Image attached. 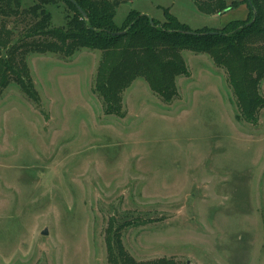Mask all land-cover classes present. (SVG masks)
Wrapping results in <instances>:
<instances>
[{"label": "rangeland", "instance_id": "obj_1", "mask_svg": "<svg viewBox=\"0 0 264 264\" xmlns=\"http://www.w3.org/2000/svg\"><path fill=\"white\" fill-rule=\"evenodd\" d=\"M107 1L118 27L131 11L192 32L247 14L244 4L206 16L192 0ZM49 10L62 27L64 3ZM182 56L189 76L174 101L136 79L118 117L93 92L101 54L28 57L37 101L14 84L0 94V264H107L109 219L132 223L121 241L139 262L264 264V109L257 126L239 121L225 71Z\"/></svg>", "mask_w": 264, "mask_h": 264}, {"label": "trees", "instance_id": "obj_2", "mask_svg": "<svg viewBox=\"0 0 264 264\" xmlns=\"http://www.w3.org/2000/svg\"><path fill=\"white\" fill-rule=\"evenodd\" d=\"M64 3V25L54 27L49 7ZM72 1V2H71ZM0 0V94L16 85L32 101L38 99L27 65L30 55H58L69 59L80 50L101 54L93 92L106 115L121 116L122 95L142 79L164 103L177 97L176 79L189 76L183 51L205 54L226 73L237 118L257 126L264 109V0H192L206 16L226 13L243 4V20L218 30L192 32L177 21L159 23L131 11L121 27L114 24L116 3L107 0ZM77 7L85 14L83 18ZM132 223L108 220L104 244L107 264H177L169 259L134 260L121 241V227ZM136 225V224H134ZM135 227V226H134Z\"/></svg>", "mask_w": 264, "mask_h": 264}, {"label": "water", "instance_id": "obj_3", "mask_svg": "<svg viewBox=\"0 0 264 264\" xmlns=\"http://www.w3.org/2000/svg\"><path fill=\"white\" fill-rule=\"evenodd\" d=\"M70 1H71V0H70ZM71 2H72V1H71ZM77 9H78L79 13L82 15V17H83V18H86L85 14H83V12L80 10V8L77 7ZM221 14H224V12L221 13ZM221 14H218V15H221ZM46 233H47L46 231L43 232L44 235H46Z\"/></svg>", "mask_w": 264, "mask_h": 264}]
</instances>
